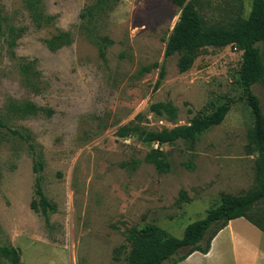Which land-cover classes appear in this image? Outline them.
I'll list each match as a JSON object with an SVG mask.
<instances>
[{"label":"rangeland","instance_id":"obj_1","mask_svg":"<svg viewBox=\"0 0 264 264\" xmlns=\"http://www.w3.org/2000/svg\"><path fill=\"white\" fill-rule=\"evenodd\" d=\"M194 3L205 27L228 28L250 0ZM178 14L171 0H0V264H128L131 229L180 238L221 196L260 185L240 52L205 47L179 73V55L163 57ZM220 104L193 139L137 137ZM35 181L45 215L29 208Z\"/></svg>","mask_w":264,"mask_h":264},{"label":"trees","instance_id":"obj_2","mask_svg":"<svg viewBox=\"0 0 264 264\" xmlns=\"http://www.w3.org/2000/svg\"><path fill=\"white\" fill-rule=\"evenodd\" d=\"M171 2L179 9V14L165 40L163 57L178 54L176 68L179 73L187 71L199 51L205 47L229 46L240 52L236 80L252 116L253 124L248 137L258 155V169L262 181L258 187L244 195L221 196L219 203L208 209L202 219L184 227L180 238L171 237L149 224L139 230L131 229L126 236L130 244L128 264H175L192 252L206 253L214 235L227 221L237 217H243L264 233V116L256 96L251 92L253 84H258L264 92V0H250L246 18H236L228 28L205 27L194 0ZM63 43L54 46L48 42L46 47L54 51L68 42ZM162 75L160 70L158 80ZM156 109L154 107L155 111ZM228 109L229 104H220L211 114L195 118L188 125L158 132H140L137 137L143 142L157 144L172 143L180 138L193 139L199 133L218 125ZM116 133L118 137L131 135L125 127L118 128ZM159 164L157 163L158 167ZM33 169L36 170L35 167ZM35 194L38 200L32 201L29 208L34 212L40 208L45 215L51 206L42 195L37 181ZM3 252L7 254L9 250Z\"/></svg>","mask_w":264,"mask_h":264},{"label":"crops","instance_id":"obj_3","mask_svg":"<svg viewBox=\"0 0 264 264\" xmlns=\"http://www.w3.org/2000/svg\"><path fill=\"white\" fill-rule=\"evenodd\" d=\"M175 264H264V233L243 217L231 219L206 253L192 252Z\"/></svg>","mask_w":264,"mask_h":264}]
</instances>
